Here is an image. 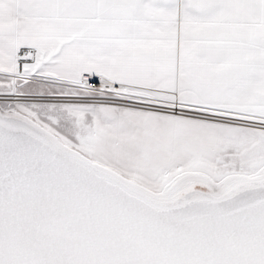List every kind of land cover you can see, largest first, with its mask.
Segmentation results:
<instances>
[{"label": "snow or ice", "instance_id": "1", "mask_svg": "<svg viewBox=\"0 0 264 264\" xmlns=\"http://www.w3.org/2000/svg\"><path fill=\"white\" fill-rule=\"evenodd\" d=\"M0 264H264V0H0Z\"/></svg>", "mask_w": 264, "mask_h": 264}]
</instances>
